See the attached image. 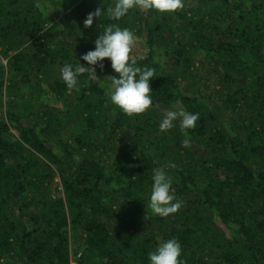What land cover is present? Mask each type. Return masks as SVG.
I'll list each match as a JSON object with an SVG mask.
<instances>
[{"label": "trees", "instance_id": "16d2710c", "mask_svg": "<svg viewBox=\"0 0 264 264\" xmlns=\"http://www.w3.org/2000/svg\"><path fill=\"white\" fill-rule=\"evenodd\" d=\"M0 59V264H264V0H0Z\"/></svg>", "mask_w": 264, "mask_h": 264}, {"label": "rangeland", "instance_id": "374dc122", "mask_svg": "<svg viewBox=\"0 0 264 264\" xmlns=\"http://www.w3.org/2000/svg\"><path fill=\"white\" fill-rule=\"evenodd\" d=\"M65 40H66V42H69L70 41V38L67 37V39H65ZM38 46H40V45H38ZM136 47L138 49H141L143 47V45H142V43H140L139 41H137ZM36 48H37V46L34 49H36ZM174 59L175 58H173V60ZM194 59H198L197 55H195ZM6 63H7L6 61H1V65H0V80H3V82H4V86L2 87V91H4V89H5V92H6V87H7V84H8L7 76H6V73H5ZM84 87H85L84 84H80L79 86L72 87L70 89V92H69V95H68L69 97H64L62 99V101L65 102V103L71 104V106H79L80 105V102L77 101V99H76L75 96H79L81 94V91L84 89ZM5 97L6 96H5L4 92H3V99H5ZM52 106H54L55 109H59L62 112L65 111V105H61L60 103H56V104H54ZM144 109H145V111L142 112L141 114H144V113H146L149 110L148 107H145ZM170 112H174V111H170ZM176 113H179V112H176ZM173 116H175V115H173ZM102 124H103V122H102ZM102 124H101V126L97 124L96 127L98 129L102 130ZM85 130H86V127H85L84 124H82V125H74L73 128L68 129L67 132L70 133V135L75 136V135H82L83 132L87 133V131H85ZM92 133L93 132H88L87 134L90 137ZM211 162H212V164H208V167H212V166L214 167V165L216 164V160H213ZM54 172H55L56 177L54 179H52L51 182H49V185L48 184L46 185V187H47V189H46V195L47 196L49 195L50 197H55V196H60L61 195V197H62V187H61L60 182H59L58 174H57V171L56 170ZM216 174L219 176V178L225 177L221 173V170H217ZM215 176L216 175H211L208 178L210 179V178L215 177ZM217 224L220 225L218 219H217ZM221 228H223V226H221ZM71 253H73V250H71ZM70 261H71V264H74V262H75V256H74V254H71L70 255Z\"/></svg>", "mask_w": 264, "mask_h": 264}]
</instances>
